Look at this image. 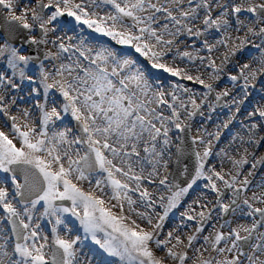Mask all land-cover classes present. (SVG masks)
Masks as SVG:
<instances>
[{"label":"snow or ice","instance_id":"6c2138e0","mask_svg":"<svg viewBox=\"0 0 264 264\" xmlns=\"http://www.w3.org/2000/svg\"><path fill=\"white\" fill-rule=\"evenodd\" d=\"M0 264H264V0H0Z\"/></svg>","mask_w":264,"mask_h":264},{"label":"rangeland","instance_id":"374dc122","mask_svg":"<svg viewBox=\"0 0 264 264\" xmlns=\"http://www.w3.org/2000/svg\"><path fill=\"white\" fill-rule=\"evenodd\" d=\"M189 87H193V85L189 84ZM225 139H227V138H225ZM223 143L226 145L227 142H225V141L223 140V141L221 142V147H224V146H223Z\"/></svg>","mask_w":264,"mask_h":264},{"label":"bare ground","instance_id":"6f19581e","mask_svg":"<svg viewBox=\"0 0 264 264\" xmlns=\"http://www.w3.org/2000/svg\"><path fill=\"white\" fill-rule=\"evenodd\" d=\"M225 142H227V139L224 140ZM223 146H225V144L223 143Z\"/></svg>","mask_w":264,"mask_h":264}]
</instances>
